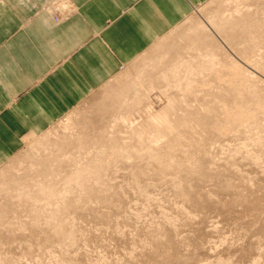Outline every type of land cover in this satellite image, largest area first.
<instances>
[{"label":"rangeland","instance_id":"obj_1","mask_svg":"<svg viewBox=\"0 0 264 264\" xmlns=\"http://www.w3.org/2000/svg\"><path fill=\"white\" fill-rule=\"evenodd\" d=\"M2 1H4V0H0V2H2ZM24 1L30 3L29 0H22L20 3L23 4ZM42 1H44V0H41L40 2H42ZM58 1H60V0H55L52 3V6H53L52 14L49 13V20H50V23H52V24H59V23L63 22L65 20V18L68 17L67 14L74 12L73 3L70 0H66V1L61 0L60 1V3L61 2L63 4L66 3L65 4L66 8L63 5L62 6L64 8H62V6L60 7L59 6L60 3ZM187 1L188 0H170V2L173 5L174 11L177 13L178 19H175L173 22L166 20V23L165 22L163 23L162 28H160L157 24H155L157 27L156 30L159 33H155L152 41H150L146 46H144L143 49H141L138 53H136L128 61H125V62L121 63L120 65H118V68L113 73H111L106 79H104V81H102L98 86L94 87L91 91L86 93L80 100H78L71 107H69L68 110H66L63 114L53 118L51 121L49 119H50L52 114L48 115V117L45 118L46 122H45V127L43 129H38V130L31 129L28 133H25L21 137L20 143H19L16 151H13L9 156H6V157H3V155L7 152H5L2 155V157L5 159L0 160V189L2 190V191L0 190V203L2 204V202H3V205H1L0 210L6 209L7 213L3 214V216H1V219H0L1 220L0 223H2V224L4 223L3 225L2 224L0 225V230L1 231L3 230L2 232H0V235H2L0 237V260H2L4 257H7V258L13 257V259L16 258L14 260H17V262H21V264H24L23 261L26 264H35L32 261L31 255L29 257L28 255L24 254V250L27 249V247H28L27 245H29L30 247L32 246V248L34 250V254L37 251L39 252V250L47 251L51 247H52V249L56 250V248H54L55 246H50V247L42 246L43 243L41 244V240H40V242H39L40 244H39L38 241L34 239V236H35V238H37L36 235L32 236L31 235L32 233L29 234L31 232V228H32L31 227V225H32L31 221L32 220L30 219V217L32 218V215L30 214L32 212L31 210H32V208L33 209L36 208V209L40 210L41 206L36 205L37 207L39 206L40 208L39 207L37 208L36 206L33 207L34 205L29 204V202L25 198L17 201V199H19V198L17 196L13 195L16 190H18L19 188H22L24 186H25L24 188H26L27 190L30 187L29 192H31V193H34L33 191H36V186H33L30 181L32 179L33 180L41 179V175H39L37 172L34 171V168L36 167L34 165H36V163H38L37 159L39 156L37 158L32 157L35 153L34 151L36 150V146H38V145H40V146H38L39 148H41L43 146V148L39 149V151H40L39 153H40V155H42L43 158L51 156L50 153L55 154L53 156V157H55V156L59 155L60 153L63 155L62 152H65L64 156L59 157L61 159L62 166L61 167H59L57 165L52 166V167L57 166L54 169V171H57L58 174H55V175H58V177H61V178H62V176L64 177V175L67 174V172H70V171H73L77 168L83 167L85 165V163L89 161L90 155L91 156L95 155L96 157L99 156L98 158L100 159V161L102 163V166H103V174L101 175L102 179H99L96 181L95 180H89L88 181L89 182L88 183L89 189L84 190V192L86 191L85 193H82V191H80L81 193H78V191H74V192L70 193V197L73 195L70 198V200L73 198L72 199L73 201L71 200L70 203L72 205L75 204L74 207H76V208H73V206L71 207L69 205V207H67V209H66L68 211L67 217L70 214V218L74 221L73 224L78 225L77 226L78 231L80 229V231L78 232V237L81 234L85 235L86 237H88V235H89V237H88L89 240H87L88 238H86L85 242L81 241V244H79L80 247H76L78 250L76 248H73L76 252L78 251L77 253L79 255H81L80 253L82 252L84 257H81L82 255L78 256L77 253L73 249L69 250V254L72 253L70 256H72L74 258L77 256L78 258L77 257L76 258L78 260L87 259V260H85V262H86L90 259L91 262L93 261L92 263L95 262V264H97V262L100 263L99 261L101 259L102 260L104 259L107 263L109 260V262L111 264L112 261H115L114 259H117V260H119V262L121 261L122 264H130L132 262L131 260H129L131 262H129L127 260H126V262H124V261L127 257L126 254L132 251V250H128L129 252L126 251L128 248L133 247L132 244L130 243V238H132V236L134 237V239L136 236L135 240H137V237H138V239L141 238L140 240H137V242L142 241V240L148 241L149 239H147V240L145 239V238H148V236H146V235L148 233H150L151 230H153V229L156 230L159 228V230L156 231V232H159L158 234H156L155 230H153L154 233L151 234L153 237L148 234L149 237L151 236L150 240H151V238H152V241L155 240L156 238L155 239H153V238L156 236H157V238L165 236L162 233H164L166 231V233H165L166 237L165 238L163 237L165 240L168 236H169L168 238H171L172 236L174 237L177 229L180 228L178 231V234H176L177 236L175 235V237H174L175 240H173V241H175V242H173L171 240L172 242H170V243H173V245H176L174 243L177 242V244H178V245L174 246L175 248L173 247V253L175 251L174 254H176L177 251L180 252L181 250H183V252L186 251V253L184 255H182L183 252H181L182 254L179 253L180 255H178V253H177L178 257H180L182 255L180 258H182L183 261L181 259L182 262H179L180 258L178 260V258L175 257V259H176L175 264H177V263L178 264L179 263H181V264H185V263L199 264V262L203 263V264H208L212 261V259L215 258L214 254L210 253L209 256H208V254L206 255L209 257V258L206 257L207 260H209V261H207V260L205 261L206 258H205V256H203L204 251L201 250L202 246L205 245L202 242L206 241V245H207L209 240H214V238H215L214 235H212L213 237L209 236V235H205V236H209L210 238L203 236V234H205V232H207V229L210 228V225H208V224H211V225L212 224H214V225L220 224L219 227L223 226V225H224L223 227H225V224L222 223V222H225V223H227V225H229V226L226 225V227H225L229 231L227 229L225 230V228H223V227H221V229H219L220 231H222V230H224V231H222V234L219 232L220 235L218 237H217V235L219 233L216 235L215 239L217 241H219L220 236H223V237L225 236V237H227V239H230L232 237L231 234H233V233H231V230H230V228L232 226H230V225H233L234 221H236V220H234V219H232V221L226 220V221H228V222H226L223 220V219H226V217L219 215V214H221V213H219V211H217L216 212L217 214H216L214 212H210V210L213 211V208H214L211 205V203L216 202V203H218V205L219 204L222 205L221 201L223 202L224 199L228 198L225 195L229 196L234 190H238L237 188L234 189L232 187L225 186L223 184L224 182H221V181H219L218 183L216 182V184L214 181V184H213V182L210 181L207 177L205 178L204 176H201L200 177L201 179H200L198 177L199 175L197 176L198 179L195 180V182H194V179L191 178V175H189V174L185 175L184 173L179 174V177L181 180H175L174 179L175 177L174 178L171 177L170 174H163L165 176L161 175L162 178H159L160 175L158 176L157 175L158 173L154 176L155 172H158L157 168L159 167V164H156V163H158L157 161H159L158 159H153V158L147 157L146 159L131 158L129 160H126V159H121V158H112V157L109 158L108 156L106 157V154L110 149V145H116V146L124 145V142H122V140L120 141V139H118L119 141L117 140L115 143H113V142L111 143L109 141L108 137L107 138L103 137V136H108V134L110 133L109 130L113 129V127L110 126V123L113 120V118H116V120L118 119L117 121L121 122V120H124V119H122L123 117H125L129 114L131 116V114H133V116H131L130 118H133L134 121L137 120L138 122H140V120L142 121L145 118V116H144L145 112H142V110H141V108H143L145 105H147V104L149 106L151 105L150 110H160L161 108H163L165 106V104H167L168 97H172V98H174V97L180 98L181 96L183 97V95H180V91L177 89V85L174 82L178 78L179 80H177V82L179 81L183 84V82H185V80L188 79L187 78L188 75H190L188 73H191V75H192V76H190V79L191 78L194 79V77H199L198 74H200V72H203L204 76H205V74L208 73L207 69H194V67L196 68L197 65L202 64V56H200V54H202V53L209 52V51L212 52V54L215 55L214 56L215 62H216L215 65H217L218 67H221L222 65L232 64V62H233L232 59L236 58L238 56V53L236 51L237 47H236V45L232 44L233 43L232 41L234 40V36H232L230 38L231 42L229 43V45L227 43L225 44V46H214V47H211V45H209V46L201 45V48H200V46L198 47V44L196 43V41H194V39H192V40L183 39L185 37L184 34L190 32L194 26L198 25V23L199 24L202 23V22H200L201 19H202V21H204L207 18L206 16H210V15L217 16L219 12L230 8L229 6L231 5L233 0H199L197 10L194 13H192L191 15L183 17L181 22L178 23L175 27H173L169 31V33L161 41H159L156 44L151 45L153 42L156 41L158 36H161L163 31H165V25H169V23L174 24L181 19L180 11L178 10V5L179 4L184 5V3H186ZM192 1L193 0H191V2ZM261 1H264V0H244V3H247L249 5V8L252 11V14H255L256 17H264V15L260 13V8H259L260 7L259 3ZM11 2L13 3L14 1L11 0ZM55 2L56 3L58 2L59 4L57 3L58 5L57 4L55 5ZM19 5H21V4H18L16 6V11H17V9H19V10L21 9V7ZM56 6H59V9ZM54 7H56V8H54ZM67 11L69 13H67ZM64 15L65 16L67 15V16L65 17ZM61 18H62V20H61ZM161 19H162V17H161ZM198 19L200 20L199 22L197 21ZM155 25H154V28H155ZM263 33H264V31H263ZM204 37L208 40V44L210 43L211 39L212 40L214 39V36H212V35L208 36V34L205 35ZM179 38H180V40H179ZM98 42L101 43V40L98 39ZM162 43H165L167 45L172 44V43H176V44L168 45L169 50H168V52L164 53V50L162 48ZM101 45H103V44L101 43ZM159 46H161V47H159ZM174 50L175 51L182 50V52L179 54L177 52L175 53ZM263 50H264V48H263ZM259 54H261V55L259 56V58H260L259 62L260 63L258 65H253L252 63L246 64L247 69H244V71H245V73H248L249 76L261 77L264 74V53L262 54L261 52H259ZM183 57H184V59L181 61V59ZM185 60H188V62H185ZM150 64H157V66H154V67H158L156 69L154 68L153 69L154 71H151L150 73L148 72L151 77L148 76V74H146V72H144L146 70L147 65H150ZM180 64L184 65V66L191 65L193 68L186 69V68H184V66H182V68L181 69L179 68V70H177L176 72L167 71V69H171L172 65H180ZM217 69L220 71H223V73L227 72V70H225V68L224 69L217 68ZM215 71H217V70H215ZM143 73L145 75H143ZM193 73H196V74H193ZM173 74H179L181 76V78H179V75L174 76ZM184 74H186L185 77H184ZM138 75H142L141 78L143 80L141 78L140 79L135 78ZM146 75H147V77H146ZM158 75H159V77H158ZM200 76H201L200 78H202L203 74H200ZM182 77H184L185 79ZM134 78L136 80H134ZM141 80L144 83L143 84L144 86L143 85H141V86H143L144 88L148 87L149 89L151 87V89L148 90V88H147L148 91H146V88L144 90L143 87H140V85L136 84L138 81H141ZM207 80H208L207 82H209L210 78H208ZM134 81H137V82L134 83ZM211 81L209 84H212ZM256 81L261 88H264V86H263L264 80L262 78H258V80H256ZM135 84H136V86L133 87ZM137 86L140 87L141 89H138ZM204 87L207 88L208 86L207 87L204 86ZM132 90H139V92L136 95L133 93ZM217 90L218 89H213L212 91H210V93L208 95H204V96L199 97L196 102L191 101L193 98L190 95H188V96L185 95V97L188 98L189 101L184 102L186 104H180L179 103V105H183V107L186 109V111H179V108L177 107V103H176L175 113L178 114V118H176L175 121L179 125L176 128V131L171 133V134L166 135L165 137H162L158 142L148 143L147 146H149L150 149H160L161 153H163V152L170 153L171 155H175V157L176 156L181 157L180 155L182 154V152L186 151V150H188V153L190 152L191 155L193 153H195L192 155V157L194 155L196 156V152L198 153V151H196L195 149H197V147L199 145L202 146V144H204L201 142H202V140H204V138L207 137V134L210 135V133L209 132L207 133L206 131H210L211 128H212V130H214V127L210 126V124L212 122H214L215 115L217 112H219V110L216 109V105H218L219 102L225 103L224 98L221 96V91H219L217 93ZM133 96L137 97L136 103H133L134 100L130 99V97L133 98ZM128 99H130V101H131V102H129L130 104H127L128 101L127 102L124 101V100H128ZM212 106L214 107L213 109H211ZM37 108H38V111L40 112V114H42V115L47 114V113H44L45 111L42 110V107L40 105H38ZM96 108H100V109H96ZM179 113L180 114L184 113L185 115H180ZM138 114L139 115L141 114V115L139 116ZM81 115H83V117H81ZM66 120H69L72 123V125H71L72 129H66L67 127L64 126V125H66L64 123V122H66ZM117 129L123 130L124 129L123 125L120 124L119 126H117ZM33 132H35V133H33ZM121 135H124V132L117 134V136H119V137ZM205 135H206V137H205ZM170 139H175V140L177 139V141L174 142V145L172 147L167 149V148H165V144H167L168 143L167 141H169ZM37 140L39 143L41 142V140H43V141L41 142V144H39L38 142H36ZM197 140H201V141L198 143ZM226 143H228L230 145V147L232 148L235 144V141L230 140V141H227ZM33 146H35V147H33ZM44 147H45V150H44ZM33 148H35V149H33ZM210 148H211L210 150H211L212 154L216 155L215 159L219 158L218 160L222 161L221 163L219 162L222 165H218L219 168L222 169V172H224V173L227 172L228 175H226V176L233 177L232 172H234V168H236V166L235 165L229 166L228 162H224L223 157L225 156V153H224V151L220 150V148L216 147V149H218V150H215L214 146H212ZM59 149H61L63 151L61 152ZM190 149H191V151H195V152L192 153L190 151ZM213 149L215 152L212 151ZM151 151L152 150H150L149 152H151ZM179 157L178 158L176 157V158L180 160ZM204 158H202V156H201L200 160L203 159L205 162ZM220 158H222V159H220ZM192 161H193V159L191 160V162ZM32 162H34V165L30 167ZM206 162H205V165L208 164V161H206ZM55 163H59V162L54 161L53 164H55ZM156 165H158V166H156ZM203 167H205V169H208V165H207V168L204 165H203ZM240 167L243 168L242 165H240ZM240 167L238 166V168H240ZM155 168H156V171L153 170ZM229 170L230 171L233 170V171L230 172ZM228 171L230 173H228ZM151 172H153V173H151ZM252 176H253V174H252ZM183 177L184 178L187 177V179L185 178L186 180H190V178H191L193 181L190 180V183H189V181L186 182V180ZM222 177H224V176H222ZM224 178H226V177H224ZM183 180H185L184 184L187 185V183H188L189 186L184 185ZM5 181H7V182L13 181L15 184L14 187L17 189L12 190V192H10L11 191L10 188L6 189L8 185L4 183ZM176 181H178V182L175 185ZM2 182L4 184H2ZM197 182H199L201 184H203V182H205V183L208 182V185L209 186L211 185V186H210V188L208 185L206 186L207 183L204 186L201 184L197 185ZM56 185L60 188L61 183L59 182ZM216 185L218 186L217 190L215 187ZM221 185H223L224 187ZM185 186L188 188V190L190 187V191H191V189H195V188H198V190H199L201 188V186H203V187L201 188L200 192L201 191L203 192V189H204V192H206L208 190L207 191L208 193L206 192L207 194L204 193V194H206L205 196H203L204 194L202 195L200 192L198 193L204 199L201 198V196L197 194L198 190H196V189H195L196 191L192 190L193 193H189L190 191H188V193H185L187 195L192 194V196L196 195L195 196L196 198L199 197V198L204 200V203L207 202L206 204L203 203L204 205L202 204L203 207H201V211H198V210H200V208L199 209L196 208L197 210L194 209L195 205L193 202V200H194L193 197L191 198L188 195V197L191 200L187 201L188 197L186 199L183 198V197H186L187 195H184L183 193L181 195V192L178 191L179 189H182L183 187L185 188ZM91 187H93L92 189L94 191L91 189ZM94 187L97 188V190H99L100 192L95 190ZM98 187H101L103 189L101 190ZM106 187H109V189H107ZM230 189H232V190H230ZM89 190H90V192H89ZM176 190H177V192H179V195H181L182 197H180L178 195ZM184 190H186V188ZM91 191H93V192H91ZM225 191H228V193L231 191V193L228 194L227 192L225 193ZM8 192H9V195H8ZM194 192H196L195 195H193ZM212 192H214V193H212ZM86 193H89V195L87 194L89 197H86L87 195L84 197V194H86ZM209 193H211V194H209ZM249 193L246 192V194H249ZM99 194L101 196L103 195L102 198ZM208 194L210 196H208ZM214 194L219 195V196H225L227 198L222 197L223 200L221 199V201H220V199H218L219 198V196H218L217 197L218 202L217 201L213 202L214 200H217V199H215L216 197H214V196H216V195H214ZM221 194H223V195H221ZM246 194H245V196L247 198H250V196H249L250 194L248 196ZM82 195H83V197H82ZM97 195L100 197V199H103V197L106 195V197H108L110 200H111V197L113 196L112 201H114L115 205L111 201L112 204H110V206L112 205V207L108 206L109 204H107L105 202L107 199L106 200H100ZM106 197H104V198H106ZM205 197L206 198L208 197V199H207L208 201L205 200L206 199ZM209 197H213L214 200H212V198L210 199ZM183 199L185 201L189 202V205L187 203V206H190L193 209V212L191 211L192 209L190 207L189 208L191 210L187 206H185L186 203L184 202ZM191 201L194 205V208L192 207V205L190 203ZM210 201H211V203L209 204ZM72 202L73 203L75 202V203L73 204ZM104 202H105V204H104ZM4 203L5 204L10 203V204H8L9 206H7L5 208L4 206H6L7 204L5 205ZM240 203L241 204L244 203V205H245V202H243V199L241 202H239V207L240 208L242 207L240 211H242L244 208V205H240ZM26 204H28V205L26 206ZM206 205H207V207H210V205H211L212 208L210 207V209H207L208 212L205 215L204 211L206 210L205 208H207ZM235 205H237L234 207L235 210L236 211L239 210L240 208H238V202ZM183 206H184V208H183ZM215 206H217V205H215ZM70 207L73 209L69 210ZM180 207L183 209H181ZM186 207H187V209H186ZM2 208H5V209H2ZM216 208H219V207H216ZM188 209H189V211H188ZM182 210L183 211L185 210L184 212H185V214L187 213V215H184L182 213H181L182 215H180V211L182 212ZM194 210L196 212L198 211L200 213V215L198 214V217L196 216L197 213L194 212ZM11 212L12 213L14 212V213L12 214ZM201 212L204 213V215H202ZM257 212H258V216H260V217L263 214L262 219H260V217L257 216ZM257 212L255 213V216H253L255 218H253L254 220H253V222H251L253 224L252 227L256 226L257 223H255L254 221H256L257 218H259V221L261 220L260 222L258 221L259 224L261 223L260 224L261 227L258 224L257 227H255V229H253L255 233L251 229V231L254 233V235L252 234V232H249L250 231L249 229L251 227V223H250V225L247 224L248 228H249L248 229L249 231L247 233H250L249 235L248 234L247 235L251 238L252 243H254V242L256 243V245H255L256 247L254 245H251L250 244L251 242H248V241H250V239H249V237L247 238V236L244 238L238 237V239H236V237H234V239H236L237 241L238 240L240 241V244L243 240L241 245L239 244V242L237 245V241L235 242L236 245L235 244L234 245L237 248L242 249V247L245 245L244 244V242H245L247 244V245H245L247 248H245V246L243 248L248 250L249 248L253 249V246L255 249V248H257V246H259L261 244L260 247H258V248H260L259 250H260V253L263 254L262 255L263 257L259 256L256 259V261H257V264H264V261H263L264 260L263 259L264 258V251H262V249L264 250V248H263L264 247V228H263L264 226L262 225V221L264 219V213H263L264 210H263V212H261L262 214H260V210L259 211L257 210ZM105 213H106V215H105ZM194 213H196V214L194 215ZM45 214L48 216V212H45ZM45 214L43 213L42 215H44V217H45L46 216ZM190 214L192 216V219L197 221L196 226H191L192 224L193 225L195 224V221H194V223H190V221H192L190 219L191 216H189ZM12 215H14V216H12ZM104 215L106 217H104ZM193 215H194V217H193ZM207 215H208V218H205L207 220H204L206 222H204V221L202 222L201 217H199V216L207 217ZM179 216H181L180 217L181 219H182V216H183V218L188 216L185 219H187V220L189 219L188 220L189 222L187 220H180ZM220 216H222V217H220ZM256 216H257V218H256ZM11 217H13V218H11ZM44 217H42L43 219H40L41 220L40 223L41 222L43 223ZM195 218H199V219H195ZM203 218H202V220H203ZM71 219H70V221H71ZM168 220H170V221L168 222ZM9 221H12V224L14 226L11 224V222H10V225H11L10 226ZM164 221H166V224ZM180 221H187L186 225H188V226L181 225L182 222H180ZM214 221H216V223ZM167 222H168V224L171 222V225L170 224L168 225ZM198 222H202V223L199 224ZM237 222H238V224H236ZM254 223H255V225H254ZM164 224L168 225V227L173 226V228L175 226L174 230L171 227H170L171 231L169 230L170 232L174 233V234L171 233L172 236L170 235V232L167 231V229H170V228H168ZM183 224H185V223L183 222ZM189 224H191L190 227H192V228L194 227V230H196V231H192L193 230L192 228H191L192 230L188 229V228H190ZM241 224L244 225L245 223L244 224L241 223ZM6 225L10 226L11 231L9 230L8 226H7L8 227V229H7ZM42 225H44V224H42ZM235 225H239L238 220L235 222V224L233 226H235ZM5 227H6L7 231H4ZM19 227H20V230L18 229ZM28 227L29 228L31 227V228L29 229ZM160 227H161V229H160ZM186 227H188V228H186ZM206 227H207V229H206ZM163 228H165L166 230L164 231ZM195 228H198V229L202 228L203 229V231L201 229L202 233L198 232V231H200V229L198 230ZM259 228H261L260 231H259ZM12 229H14V230L12 231ZM149 229H150V232H148ZM8 230L10 231L9 232L10 234L15 236V239L10 238L11 242H9L10 239H8L11 235L8 234V235H10V236H8L6 233H4V232H8ZM81 230H83L82 231L83 233L81 232ZM160 230H163V232L160 233L161 232ZM189 230L191 232H189ZM204 230H205V232H204ZM114 231H115V233H114ZM118 231H120V233H118ZM225 231L226 232L228 231L230 234L228 232L226 233ZM167 232H168V236H167ZM193 232L195 234H199V236L202 235L201 237H204V238H202V240H201V238H199L201 241L198 242L199 241L197 238L198 235L194 234L195 235L194 238H196L197 240L194 239L193 238V236H194ZM260 232H262V233L260 234ZM84 233H87V234H84ZM116 233H118L120 235L122 234L124 236L117 235ZM190 233L193 236H191ZM200 233H201V235H200ZM223 233L227 234V236L224 235ZM39 234H41V233L39 232L37 235H39ZM161 234H162V236H161ZM180 234H182V235H180ZM185 234L190 235L189 236L190 240L187 236H185ZM3 235L5 236V240H4V238L2 239ZM30 235H31V237H30ZM228 235H230L229 238H228ZM255 235H256V237H255ZM7 236H8V238H6ZM129 236H131V237L129 238ZM253 236H254V238H253ZM120 237H122V239ZM123 237L124 238L127 237L126 242L124 241L125 239ZM173 237L171 239H173ZM178 237H180V238L182 237V239L179 238L178 239L179 241H178L176 239ZM185 237L187 238V241H185L186 243H184V245H183L182 241L186 240ZM241 238H242V240H241ZM247 239H248V241H247ZM127 240H128V242H127ZM150 240L148 242H152ZM169 240L170 239H168L167 241H169ZM194 241L197 243L193 244L192 242H194ZM178 242L180 243V246H179ZM222 242H223V240H222ZM222 242H217V247H216L218 249L217 255H219V257L218 256L217 257L220 258L222 256V260H219L222 264H230V263L231 264H235V263L236 264H239V263L245 264L246 261L244 262L241 255H239V250L237 252L238 255L237 254L235 255L232 252H230V254L228 255V252L226 253V251H223V250H225V249H223L225 246L223 243L224 247H222ZM126 243H128V244H126ZM129 243H130V245H129ZM189 243L190 244L192 243L191 246ZM198 243L202 244V245H198ZM195 244L198 246V248ZM38 245H40V246H38ZM181 245H182V248H180L181 250H179V247H181ZM185 245H186V247L187 246L188 247L186 248ZM206 245L204 247H207ZM239 245H240V247H239ZM192 246L194 247V249L197 248L199 250V248H200V250L197 252V249L195 251L193 248H190ZM137 248H139V247L137 246ZM86 249L88 251L83 252V250H86ZM188 249H189V251H187ZM192 249L194 250V252L192 251ZM79 250L80 251L82 250V251L80 252ZM89 251H90V253L87 254ZM143 251L149 252L150 250H143ZM213 251L214 250H211V252H213ZM220 251H221V253H219ZM140 252L141 251L139 250L138 256H136L137 255L136 252H135L136 255L133 254L134 258L132 260H134V262H136V264H151V262H153L152 264H155L154 262L156 261V259H155V261H151V260H153L155 257L157 259L160 257V255L158 256V254H156L158 256L157 257V256H155V254H152V253L148 254V252H146L147 254L143 255L144 252L143 253L141 252V254H139ZM188 252H189V254H191V252H193V256L194 255L197 256V258H196V256H194L196 261L194 260L192 255H190L191 257L188 256ZM53 253H54V255L58 254L56 252H53ZM73 253H76V254L74 255ZM102 253H103L102 257H104V258H102L100 256V255H102ZM198 253H199V255H198ZM202 253H203V255H201ZM36 254H38V253H36ZM39 254H40V252H39ZM93 254L95 256H93ZM98 254H100L99 256L101 258L98 256ZM134 255L137 257L138 261H135L136 257ZM146 255H151V256L154 255V258L153 257H151L152 259L148 258L150 256H146ZM212 255H213V257H211ZM42 256L46 257L44 255H42ZM90 256H91L92 260H91V258H89ZM183 256H185L186 259H187V256L190 257V259L187 260L189 262H186V261L184 262V260H186V259ZM123 257H125V258H123ZM228 257H230V258H228ZM76 258H75V260L77 262ZM160 258L158 259L159 261H161ZM231 258L232 259L234 258L235 260L233 259L232 261H230ZM143 259H146V260H143ZM191 259L193 260V262ZM18 260H20V261H18ZM84 260H82V261L84 262ZM203 260H204V262H203ZM224 260H225V262H223ZM2 261H0L1 262L0 264L4 263V262L2 263ZM159 261H158V263L162 264V262H159ZM233 261H234V263H232ZM81 262L79 261L77 263H81ZM121 262H120V264H121ZM127 262H129V263H127ZM114 263L115 262H113L112 264H114ZM118 263H116V264H118ZM250 263L253 264V262H250ZM250 263H248V261L246 262V264H250ZM131 264H133V262ZM172 264H174V261Z\"/></svg>","mask_w":264,"mask_h":264},{"label":"bare ground","instance_id":"obj_2","mask_svg":"<svg viewBox=\"0 0 264 264\" xmlns=\"http://www.w3.org/2000/svg\"><path fill=\"white\" fill-rule=\"evenodd\" d=\"M54 1L55 0H49L48 3L46 4L47 5V9H49V11L51 13H52V9H53L52 3ZM60 1H58V2L60 3ZM57 3L55 2V5ZM60 4H59V6L61 7L62 5L65 6L66 3L63 4L61 2ZM59 6H56V7H58V9H59ZM63 6H62V8H64ZM259 6H260L259 7L260 8V13L264 15V1H261L259 3ZM56 7H54V8H56ZM229 7L230 8L219 12L217 16L210 15V16H206L207 18L204 16L206 18L204 21H202L201 18H200L201 21L198 19L197 21L198 22L200 21L202 23L201 24L198 23V25L194 26L193 28L191 27L192 28L191 31L186 33V34H184L185 37L183 39H186V40L187 39H189V40L194 39V41H196V43L198 44V47L200 46V48H201V45H203V46L204 45L205 46L211 45V47H214V46H225L226 43L229 45V43L231 42L230 38L232 36H234V40L232 41L233 42L232 44L236 45V47H237L236 51L238 53V56L236 58L232 59V61H233L232 64H230V65H222L221 67H218L217 65H215L216 64L215 57H214L215 55L212 54V52L209 51V52H205V53L200 54V56H202V64L198 63L199 65H197L196 68L194 67V69H207L208 73L205 74V76H204V73L200 72V74H203V77L200 78L202 75L200 76V74H198L199 77H194V79H192V78L190 79V76H192V75H191V73H188L190 75H188V77H187L188 79L185 80V82H183V84L181 82H179V81L177 82V80H179L178 78H177V80H175V82L173 81L177 85V89L180 91V95H183V97L182 96L180 98L168 97L167 104H165V106L163 108H161L160 110H150V108H151L150 106L151 105L150 106L148 104L145 105L143 108H141L142 112H145V114H144L145 118L142 121L140 120V122H138L137 120H136L137 121L136 122V121L133 120V118H130L131 116H133V114H131V116L129 114V115L123 117L122 119H124V120H121V122L117 121L118 119L116 120V118H113V120L110 123V126L113 127V129L109 130L110 133L108 134V136H103V137L104 138L108 137V139H109V141L111 143L112 142L115 143L118 139H120V141L122 140V142H124V145H121V146L110 145V149L107 152L106 157L108 156L109 158L110 157H112V158H121V159H126V160H129L131 158L146 159L147 157L153 158V159H158L159 161H157L158 163H156V164H159V167L157 168L158 172H155L154 176L157 173H158L157 174L158 176L159 175L161 176L163 174H170L171 177H173V178L175 177L174 178L175 180H181L180 177H179V174L184 173L185 175H187V174L191 175V178H193L194 182H195V180L198 179L197 176L199 175L198 176L199 178L201 176H204L205 178L207 177L210 181L213 182V184H214V181H215V184H216V182L218 183L219 181H221V182H224L223 184L225 186H229V187H232L234 189L237 188L238 190H234L232 193H231V191L229 193H228V191H225V193L226 192L228 194L231 193L229 196L224 194L228 198L225 197V196H219V195L214 194V195H216V196H214V197H216L215 199H217V197L219 196L218 199H220V201H221V199L223 200V198H227V199H224L223 202L221 201L223 206L220 205V204L218 205V203L215 202V201L218 202V199L214 200L213 197H209L210 199L212 198V200H214L213 202L216 203V204L215 203H211V201L209 202V204L211 203V205L214 207L213 211L210 210V212L216 213L217 211H219V213H221L219 215H222L223 217H226V219H223L224 221H226V220H231L232 221V219H234L236 221L238 220L239 221V225L233 226L236 221H234V223L232 222L233 225H230V226H232L230 228V230H231V233H233L234 235L231 234L232 237L230 239H227V237H225V236L224 237L220 236L219 241H217L215 239L216 235L219 232L222 234V231H224V230L220 231L219 229H221V227H223L224 225L219 227L220 224L219 225L208 224V225H210V228L207 229V227H206L207 232H205V230H206L205 229L204 230L205 234H203V236L210 238L209 236L214 235L215 238H214V240H209L207 245H206V241L202 242L207 247H204L205 245L202 246L201 250L204 251V255H203V253L201 255L205 256V258H206V257L209 256L210 253L214 254L215 258L214 259L211 258L212 261L210 263H208V264H222L219 261V260H222V256L220 258H218L219 257V255H217L218 254V249L216 247H217V242H222V240H223L222 247L225 246L223 248L225 250H223V249L222 250L226 251V253L228 252V255L230 254V252H232L233 254L236 255L238 250H239V255H241V257L244 260V262L248 261V263L253 262V264H257L256 259L259 256L263 257L262 256L263 254L260 253V250H259L260 248H258V247H260L261 244L259 246H257L258 249L257 248L254 249V246L256 245V243L255 242L254 243L251 242V238L248 236L250 233H247V232L249 230H250L249 232H252L251 229L252 230L255 229V227H257V225L261 221V220L259 221V218H257V216H258L257 210L258 211L260 210V214H262L261 212H263V210H264V88H261L259 86V84L257 83V81H256V80H258V78H262L264 80V74L261 77L249 76L248 73H245L244 69H247L246 64H249V63H252L253 65H258L260 63L259 62L260 61L259 56L261 55V54H259V52H261L262 54L264 53V50H263V48H264V33H263V31H264V17H256L255 14H252V11L250 10L249 5L247 3H244V0H233ZM65 8H66V6H65ZM67 13H68V11H67ZM61 20H62V18H61ZM207 34H208V36L209 35L214 36V39L213 40L211 39L209 44H208V40L204 37ZM179 40H180V38H179ZM173 44H176V43H172V44H168V45H173ZM168 45L165 44V43H162V48L164 50V53L168 52V50H169V46ZM159 47H161V46H159ZM176 52L180 54L182 52V50H177V51H175V53ZM183 59H184V57L181 59V61ZM185 62H188V60H185ZM154 66H157V64L147 65L146 70L144 72H146V74H148V76H150L149 73L151 71H154L153 70L154 68L155 69L158 68V67H154ZM182 66H184V65H181V64L180 65H172L171 69H167V71L176 72L177 70H179V68L181 69ZM184 68L191 69L193 67L191 65H187V66H184ZM217 68H221V69L225 68V70H227V72L223 73V71H220ZM215 70H217V71H215ZM186 74H184V77L186 76ZM193 74H196V73H193ZM143 75H145V74L143 73ZM173 75L174 76H176V75L178 76L179 74H173ZM141 77H142V75H138L135 78L140 79ZM146 77H147V75H146ZM158 77H159V75H158ZM184 77H182V78H184ZM207 77L210 78V81L212 80L211 81L212 84H209L210 81L207 82L208 81ZM135 78H134V80H136ZM179 78H181L180 75H179ZM142 80L138 81V82L134 81V83L137 82L136 83L137 85H140V87H143L144 83H143ZM136 84L134 86L133 85L132 86L135 87ZM141 85H143V86H141ZM204 86H206V87L208 86V87L205 88ZM140 87H138V89H141ZM145 88H144V90H145ZM147 88H146V91L151 89V87H150V89L148 88V90H147ZM213 89H218L217 93L219 91H221V96L224 98L225 103H220L219 102V104L216 105V109H218L219 112L216 113L214 122H212L210 124V126L214 127V130H212V128H211L212 131L211 130L210 131H206L207 133L209 132L210 135L207 134V137L205 135L206 138H204V140H202V142H201V143H204V144H202V146H200L198 144L199 146L197 147V149H195L196 151H198V153L196 152V156L194 155L192 157V155L195 154V153H193L195 151H191V149H190V151L193 154L191 155L190 152H189L190 153L189 154L188 150L183 151L182 154L180 155L181 157L176 156L177 158L178 157L180 158V160H179V159H177L175 157V155H171L170 153H166V152L161 153L160 149H150V147L147 146L148 143H150V142H152V143L158 142L162 137H165L166 135L171 134V133L176 131V128L179 126L176 123V121H175V119L178 118V114L175 113V111H176V103H177V107L179 108V111H186V109L183 107V105H179V103L180 104H186L184 102L189 101L188 98L185 97V95H187V96L190 95L193 98L192 99L189 96L192 99L191 101L192 102H196L199 97L204 96V95H208L210 93V91H212ZM132 91L136 95L139 92V90H132ZM135 96H133V98H131L132 96L130 97V99L134 100L133 103H136V101H137V99H136L137 97H135ZM130 99L124 100V101H126V102L128 101L127 104H130L129 103V102H131ZM213 108L214 107L212 106L211 109H213ZM96 109H100V108H96ZM180 115H185V114L183 113V114H180ZM81 117H83V115H81ZM64 123L66 124V125H64V126L67 127L66 129H72V126H71L72 123L69 120H66V122H64ZM120 124L123 125V128H124L123 130L122 129L121 130L117 129V126H119ZM121 132H124V135H121L120 137L117 136V134L121 133ZM230 140L235 141V144H234V146L232 148L230 147V145L228 143H226L227 141H230ZM42 141L43 140H41V142ZM176 141H177V139L176 140L175 139H170L169 141H167L168 143L165 144V148L169 149L170 147H172L174 145V142H176ZM200 141L201 140H197L198 143ZM36 142H38V140ZM41 142L40 143L38 142V143L41 144ZM38 146H40V145H38ZM38 146H36V150L34 151L35 153L32 156L34 158H37L39 156L38 159H37L38 163H36V165H34V162H32V164L30 165V167L33 166V165L36 166L34 168V171L37 172L39 175H41V179H35V180L32 179L30 181L33 186H36V191H33L34 193H31V192H29V190H30L29 188L30 187L27 190L26 188H24L25 187L24 186L22 188H19L18 190L15 191L14 194L13 193L12 194L19 198V199H17V201L20 200V199H24L25 198L29 202V204L34 205L33 207H35L36 205L41 206L40 210H38L36 208H34V209L32 208V210H31L29 208L32 211V212L30 211L31 212L30 214L32 215V218L30 217V219L32 220L31 221L32 225L31 224L30 225H31L32 228L30 227L31 228V232L29 234L32 233L31 234L32 236L36 235L37 238H35V236H34V239L37 240L38 243L41 240V244L43 243L42 246H44V247L55 246L54 248H56V250L52 249V247H51L47 251L39 250L40 254H39L38 251L37 252L35 251L38 254H36V253L34 254V250H33L32 246L30 247L29 245H27L28 247L26 246L27 249H25L26 251L24 250V254L28 255L29 257L31 255L32 256V261L35 264H81L83 262L82 260H84V259L78 260L77 259L78 257L76 256L77 258L76 257L75 258L77 259V262H79V261L81 262L82 261L81 263H77L75 258L70 256L72 253L69 254V250L70 249L72 250L73 248H76V247H80L79 244H81V241L85 242L86 238H88L89 235H88V237H86L83 234H81V235L79 234L80 236L78 237V232L80 231V229L78 231V228H77L78 225H76V224L74 225L73 224L74 221L70 218V214H69L68 217L71 219V221L67 217V212L68 211L66 209H67V207H69V205L71 207L73 206V208H76V207H74L75 206V204H74L75 202L74 203L72 202L74 205H72L70 203L71 200L73 199L72 198L70 200V198L73 196L72 195L70 197V193H72L74 191H78V193H81L80 191H82V193H85L86 191L84 192V190H86V189L88 190L89 189V187H88V183H89L88 181L89 180H95L96 181V180L102 179L101 178V175L103 174L102 163H101L100 159L98 158L99 156L96 157L95 155H92V156L90 155L89 161L86 162L83 167L77 168V169H75L73 171H70V172H67V174H65L64 177L62 176V178H61V177H58V175H55V174H58V172L54 171V169L57 166H59V167L62 166L61 159L59 157L64 156L65 152H62L63 150L59 149L63 153V155L60 153L59 155L53 157L55 154H51L50 153L51 156L43 158L42 155H40V153H39L40 152L39 149L43 148V146L41 148H39ZM212 146L215 147V150H218V149H216V147H217V148H220V150L224 151V153H225V156L223 157L224 162H228L229 166L230 165H235L236 166V168H234V172H232L233 170L232 171L229 170L230 172L233 173V177L226 176V175H228L227 172L224 173V172H222V169L219 168L218 165H222V164H220L222 161L218 160L219 158L215 159L216 155L212 154V152L210 150L211 149L210 147H212ZM33 147H35V146H33ZM33 149H35V148H33ZM44 150H45V147H44ZM150 150H152V151L149 152ZM212 151H214V149ZM200 155L202 156V158L205 157L204 158L205 162L208 161V164H207L208 165V169H205V167H203V165H204L207 168V165H205V162H204L203 159L200 160V158H201ZM192 159H193V161L191 162ZM220 159H222V158H220ZM54 161H57L59 163L53 164ZM53 165H57V166L56 167L55 166L52 167ZM240 165H242L243 168H241ZM156 166H158V165H156ZM238 166L240 168H238ZM153 170L156 171V168L153 169ZM229 171H228V173H230ZM151 173H153V172H151ZM252 174H253V176H252ZM160 176H159V178H162V176L161 177ZM163 176H165V175H163ZM222 176H224L226 178H224ZM185 178L187 179V177H185ZM191 178H190V180H192ZM185 180H183V184H184ZM190 180H186V182L189 181V183H190ZM59 182L61 183L60 188L56 185ZM177 182L178 181L175 182V185H176ZM4 183L9 186V187L7 186L6 189L10 188L11 189L10 192H12V190L17 189V188L14 187L15 184H14L13 181L12 182L5 181ZM4 183L2 182V184H4ZM198 183L199 182H197V185L201 184V183H199V184ZM206 183L203 182V184H201V185L204 186L206 184V186H207L208 182H206ZM184 185H186V184H184ZM187 185H188V183H187ZM186 186H185L186 190H184L185 189L184 187L182 189L178 188L179 189L178 191L181 192V195H182V193L184 195H187L185 193H188V191H190V187H189V190H188V188ZM203 186H201V188ZM210 186H209V188H210ZM221 186H223V185H221ZM215 187H216V190H217L218 186L216 185ZM92 188L93 187H91V189ZM98 188H100L101 190L103 189L101 187H98ZM106 188L109 189V187H106ZM201 188L199 190H198V188H195L196 190H198L197 194L200 192ZM195 189H191V191L192 190L196 191ZM90 190H89V192H90ZM95 190H97V188H95ZM230 190H232V189H230ZM93 191H91V192H93ZM97 191H99V190H97ZM191 191L189 193H193V191L192 192ZM176 192H177V190H176ZM179 192H177L178 195H179ZM206 192H204V189H203V192L201 191L200 193L203 195ZM246 192H248V193L250 192L249 193L250 195L246 194ZM212 193H214V192H212ZM87 194L89 195V193H86V194H84V197ZM195 194H196V192H194L193 195H195ZM206 194H204L203 196H205ZM209 194H211V193H209ZM209 194H208V196H210ZM245 194L247 196L249 195L250 198H247L245 196ZM8 195H9V192H8ZM88 195L86 197H89ZM106 195L104 197H106ZM181 195H179V196L182 197ZM188 195H189V197H191V198L193 197L194 198V200L193 199L192 200L194 202L195 208H194V205H193V203L191 201L190 203H191L192 207L194 209H196V208L199 209L200 208V210H198V211H201V207H203V205L207 203V202L204 203V200H203L204 198L200 194H198V195H200L201 198H203V199H201L199 197L196 198L195 197L196 195L195 196H192V194H188ZM188 195L186 197H183V198L186 199L188 197ZM221 195H223V194H221ZM102 196H101V198H102ZM82 197H83V195H82ZM104 197H103V199H100V197H99V199L100 200H106L107 199L105 202L107 204H109L108 206H110V204H112L111 201H112V197L113 196L112 197L110 196L111 200L108 197H106V198H104ZM188 198H187V201L191 200L190 198L189 199ZM207 199H208V197L205 200L208 201ZM242 199H243V202H245V205H244V203H242V204L240 203V205H244L243 210L240 211L242 207L241 208L239 207V202H241ZM187 201L184 200V202L186 203L185 206H187V203L189 205V202H187ZM105 202H104V204H105ZM112 202L114 203V201H112ZM237 202H238V208H240L239 210H237L238 212L234 208L235 206H237V205H235ZM6 204H5L6 206H4L5 208L7 206H9L8 204H10V203H6ZM1 205H3V202H2V204L0 203V207H1ZM27 205L28 204H26V206ZM114 205H115V203H114ZM207 205H206V207H207ZM211 205H210V207L212 208ZM215 205H217V206H215ZM71 207H70V209L69 208L68 209L72 210L73 208H71ZM110 207H112V205ZM187 207L189 208L190 206H187ZM187 207H186V209H187ZM210 207L205 208L206 210L204 209L205 210L204 211L205 215L208 212L207 209H210ZM216 207H219V208H216ZM5 208H2V209H5ZM183 208H184V206H183ZM183 208H181V209H183ZM189 209H188V211H189ZM184 211L183 210H182V212L180 211V215H182V214L187 215V213L185 214ZM191 211L193 212V209ZM198 211L196 212L194 210V212L197 213V214L194 213V215L196 214L197 217H198V214L200 215V213ZM45 212H48V216L46 215L47 213L45 214ZM256 212H257V216H256L257 219L254 222L257 223V224H256V226L252 227L253 224L251 222H253V220H254L253 218H255L253 216H255ZM6 213H7L6 209L5 210H0V219H1V216H3V214H6ZM43 213L46 215L45 217H44V215H42ZM106 213H105V215H106ZM191 214L189 216H191ZM201 214L204 215V213H202V212H201ZM105 215H104V217H106ZM194 215H193V217H194ZM12 216H14V215H12ZM183 216H182V219L180 218L181 216H179L180 220H187L185 218H187L188 216H186L185 218H183ZM222 216H220V217H222ZM262 216H263V214L261 215V217L260 216H258V217H260V219H262ZM42 217H44V220H43V223L42 222L40 223V221H41L40 219H43ZM199 217H201V221L203 222L204 220H207L205 218H208V215H207V217L203 216L204 218L202 216H199ZM11 218H13V217H11ZM202 218H203V220H202ZM190 219L193 221V222L190 221V223H194V221H195V224L194 225L193 224L192 225L189 224V227H190V225L191 226H196V222L197 221L192 219V216H191ZM195 219H199V218H195ZM169 221L170 220H168V222ZM187 221H180V222H182L181 225H186ZM0 222H1V220H0ZM10 222L12 224V221H9V225H10ZM164 222L166 224V221H164ZM168 222H167V224H168ZM183 222L185 224H183ZM202 222H198V223L201 224ZM204 222H206V221H204ZM214 222L216 223V221H214ZM226 222H228V221H226ZM222 223H224L225 227H226L227 223H225V222H222ZM241 223H243V224L245 223V224L242 225ZM250 223H251V227L249 229L247 224L250 225ZM255 223H254V225H255ZM1 224L2 223H0V225ZM42 224H44V225H42ZM169 224L171 225V222ZM236 224H238V222ZM260 224H259V226H260ZM9 225H6V227L8 226L9 230H10L11 229L10 228L11 225L10 226ZM168 225H165V226L168 227ZM262 225L264 226V219L262 221ZM186 226H188V225H186ZM227 226H229V225H227ZM6 227H5L4 231H7L8 227H7V229H6ZM170 227L173 230L175 229V226H174V228H173V226H170ZM170 227H168V228H170ZM225 227H223V228H225ZM171 228L167 229V231H169V230L171 231ZM186 228H188V227H186ZM191 228L192 227H190L188 229H191ZM18 229L20 230V227ZM160 229H161V227H160ZM163 229H164V231L166 230L165 228H163ZM179 229H177V231L175 230L176 234H178ZM192 229H191L192 231H196V230H194V227ZM195 229H198V228H195ZM199 229H200V231H198ZM199 229L197 231L201 232L202 228H199ZM226 229L227 228H225V230ZM260 229L261 228H259V231H260ZM9 230H8V232H4V233H6L7 235L10 234L9 232L11 230L10 231ZM13 230L14 229H12V231ZM153 230H155V229H153ZM153 230H151V232H150V229H149L148 232H150V233H148V234L151 235L152 233H154ZM157 230H159V228L156 229L155 232ZM2 231L0 230V232H2ZM82 231L83 230H81V232ZM160 231H161L160 233L163 232V230H160ZM202 231H203V229H202ZM39 232L41 233V234H39L40 236L37 235ZM189 232H191V231L189 230ZM253 232H254V230H253ZM253 232H252V234L254 235L255 232L254 233ZM262 232H260V234ZM114 233H115V231H114ZM118 233H120V231H118ZM118 233H116V234L120 235ZM158 233L159 232H156V234H158ZM165 233H166V231L164 233H162V234L165 235V236H163L164 238L166 237ZM171 233L172 232H170V235H171ZM201 233H200V235H201ZM220 233L217 235V237L220 235ZM84 234H87V233H84ZM148 234L146 235V236H148V238H145L146 240L147 239L150 240V237L152 236L151 235L149 237ZM162 234H161V236H162ZM172 234H174V233H172ZM194 234L195 233L193 232V235ZM223 234L227 236V234H225V233H223ZM4 235H3L2 239L4 238V240H5V236ZM10 235H8V236H10L9 238H8V236L6 238L15 239L14 235H12V234H10ZM31 235H30V237H31ZM175 235H174V237H175ZM180 235H182V234H180ZM190 235H191V233H190ZM190 235L185 234V236H187L188 238H189ZM193 235H191V236H193ZM195 235H198V237L196 236L198 238V240H199L198 242H200L202 240V238H204V237H201L202 235L201 236H199V234H195ZM195 235L193 236V238L195 237ZM205 235H209V236H205ZM1 236L2 235H0V237ZM122 236H124V235H122ZM131 236H129V238ZM167 236H168V232H167ZM229 236L230 235H228V238H229ZM246 236H247V238L249 237V239H250V241H248V239H247V241L251 242L250 243L251 245H254L253 246L254 250L252 248H251L252 250L250 248H249L250 250L249 249L248 250L244 249L243 247L245 245H247L245 242H244L245 245L242 247V249L241 248H237L235 246L236 245L235 242L237 241L236 239H238V237H243L244 238ZM163 237L157 238V236H156V237L153 238V239L156 238L153 241H152V238H151L150 241H152V242H148L149 240L148 241L142 240V241L137 242V240H140L141 238L138 239V237H137V240H135L136 236H135V239L132 236V238H130V243L132 244L133 247L128 248V249L126 248L127 252H129L128 250H132V251L126 254L127 257L125 256L126 259H125L124 262H126V260L127 261L131 260L133 262V264H136V262H134V260H132L134 258L133 254H135V252H136L137 255L136 254L135 255L138 256V251L139 250L142 253L144 252L143 250H150L149 251L150 253L148 251H146V252H148V254H151V253L155 254V256H157L156 254H158V256L160 255V257H161V258L159 257L160 260H161V261H159L158 260L159 258L158 259L156 257L154 258V255H152V256L151 255H146V256H150L148 258H151V257L154 258L153 260H151L152 259L151 258L150 259L151 261H155V259H156L157 262L155 261L154 262L155 264L156 263L160 264V263H158V261L162 262V264H170V263L172 264L173 261H174V264H175V261H176L175 257H177L178 260H179V258L182 255H184L186 253V251L183 252V250L180 249V248H182V245H181V247H179V250H181V251L180 252L177 251L176 254H174L175 251L173 253V247L178 245V244L176 242V243H174L176 245H173V243H170V242L175 240V238L172 236L173 239H171L172 237L168 238L169 237L168 236L167 238L170 239V240L167 241L168 239L166 238L167 240L166 239L164 240ZM234 237H236V239H234ZM255 237H256V235H255ZM120 238L122 239V237H120ZM126 238H124L125 242H126ZM179 238L180 237H178L176 239L178 240ZM199 238H201V240ZM253 238H254V236H253ZM11 239L9 240V242H11ZM180 239H182V237ZM185 239L186 240L182 241L183 245H184V243H186L185 241H187L186 237H185ZM194 239H196V238H194ZM87 240H89V238ZM189 240H190V238H189ZM241 240H242V238H241ZM127 242H128V240H127ZM173 242H175V241H173ZM238 242L240 244V241L238 240L237 241V245H238ZM242 242H243V240H242ZM242 242H241V244H242ZM130 243H129V245H130ZM192 243L194 244V243H197V242L194 241ZM223 243H224V246H223ZM126 244H128V243H126ZM191 244H190V246H191ZM186 245H185V247H186ZM198 245H202V244L198 243ZM240 245H239V247H240ZM38 246H40V245H38ZM137 246L139 248L140 247L141 248L139 249V248H137ZM179 246H180V243H179ZM193 246L190 247V248L194 249ZM197 248H198V246H197ZM245 248H247V247L245 246ZM193 249H192L193 252H194V250L196 251V249H194V250ZM199 250H200V248H199ZM199 250L197 249V252ZM211 250H214V251L211 252ZM85 251H88V250L87 249L83 250V252H85ZM187 251H189V249ZM262 251H264V250L262 249ZM53 252H56L58 254L54 255ZM141 252L139 254H141ZM146 252H144L143 255L147 254ZM181 252H183V254ZM193 252H191V254H189V252H188V256H190V255L193 256ZM76 253H73V254L75 255ZM89 253H90V251L87 254H89ZM177 253H178V255H180L179 253H181L182 255L180 257H178ZM219 253H221V251ZM80 254L82 256L77 253L78 256L84 257L82 252ZM207 254H208V256H206ZM42 255H44L46 257H43ZM99 255L100 254H98V256ZM198 255H199V253H198ZM93 256H95V255L93 254ZM100 256L102 257L103 253ZM188 256H187V259L185 258V256H183L186 259V260H184V262L185 261L189 262L187 260L190 259L191 256L190 257H188ZM194 256H196V255H194ZM194 256H193V258H194ZM125 257H123V258H125ZM211 257H213V255ZM89 258H91V256ZM102 258H104V257H102ZM196 258H197V256H196ZM228 258H230V257H228ZM14 259H16V258H14ZM14 259H13V257L12 258L4 257L2 259L3 261L2 260H0V261H2V263L4 262L3 264H19V263L21 264V262H17V260H14ZM146 259H143V260H146ZM181 259L182 258H180L179 262L183 261V259H182V261H181ZM233 259L231 258L230 261H232ZM20 260H18V261H20ZM85 260H87V259H85ZM85 260H84V262L82 264H95V262L92 263L93 261L91 262L90 259L88 261H86V262H85ZM91 260H92V258H91ZM114 260L115 261H112L111 264L113 262H115L114 264L119 262V260H117V259H114ZM194 260L196 261L195 258H194ZM206 260H207V258L205 259V261ZM131 261H129V262H131ZM135 261H138L137 257H136ZM207 261H209V260H207ZM99 262L100 263L97 262V264H108V263L110 264L109 260H108V263H107L104 259L103 260L101 259ZM120 262L118 264H120ZM129 262H127V263H129ZM192 262H193V260H192ZM203 262H204V260H203ZM223 262H225V260ZM246 262H245V264H246ZM23 263L26 264L24 261H23ZM152 263L153 262H151V264ZM232 263H234V261ZM121 264H122V262H121ZM179 264H181V263H179ZM185 264H191V263H185ZM199 264H203V263L199 262ZM250 264H252V263H250Z\"/></svg>","mask_w":264,"mask_h":264},{"label":"crops","instance_id":"obj_3","mask_svg":"<svg viewBox=\"0 0 264 264\" xmlns=\"http://www.w3.org/2000/svg\"><path fill=\"white\" fill-rule=\"evenodd\" d=\"M13 1L0 2V160L143 49L159 33L155 24L178 19L170 0H70L74 12L52 24L49 0ZM198 4H179L181 19L151 45Z\"/></svg>","mask_w":264,"mask_h":264}]
</instances>
